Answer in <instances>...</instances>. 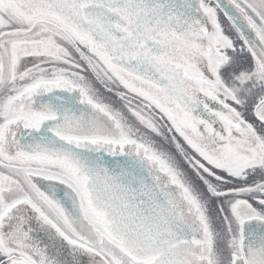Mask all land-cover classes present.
<instances>
[{"label": "snow or ice", "instance_id": "snow-or-ice-1", "mask_svg": "<svg viewBox=\"0 0 264 264\" xmlns=\"http://www.w3.org/2000/svg\"><path fill=\"white\" fill-rule=\"evenodd\" d=\"M0 264H264V0H0Z\"/></svg>", "mask_w": 264, "mask_h": 264}]
</instances>
